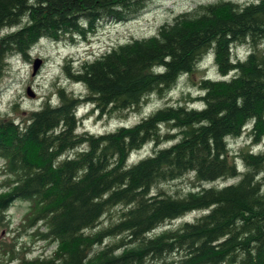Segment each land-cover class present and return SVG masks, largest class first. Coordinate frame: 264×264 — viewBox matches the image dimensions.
<instances>
[{"label":"trees","instance_id":"16d2710c","mask_svg":"<svg viewBox=\"0 0 264 264\" xmlns=\"http://www.w3.org/2000/svg\"><path fill=\"white\" fill-rule=\"evenodd\" d=\"M152 1L0 0V31L9 29L0 36V76L7 58L29 60L40 40L85 39L101 22L135 19ZM239 45L246 56L232 59ZM208 53L220 79L198 82L201 108L164 105L131 127L77 133L79 104L109 117L138 112L191 77ZM71 64L65 59L63 72L84 86L83 98L59 87L55 105L47 99L24 121L0 116V227L14 201L28 203L22 232L0 241V264H264V152L251 149L264 141V0L200 4L150 38ZM243 134L249 144L232 154L228 140ZM149 144L151 153L129 164ZM189 175L195 190L153 192ZM193 212L202 214L166 228ZM22 237L54 249L30 257Z\"/></svg>","mask_w":264,"mask_h":264},{"label":"rangeland","instance_id":"374dc122","mask_svg":"<svg viewBox=\"0 0 264 264\" xmlns=\"http://www.w3.org/2000/svg\"><path fill=\"white\" fill-rule=\"evenodd\" d=\"M220 0H165L149 2L146 9L135 19L114 24L109 21L97 25L94 34L85 39H73L53 43L40 40L30 51V58L24 61L17 57L6 59V68L0 76V116L9 117L17 122L24 121L28 113L38 110L42 104L49 99L53 105L57 103L56 91L59 87L75 98H83L86 90L81 84H73L69 81L62 69L64 60H73L72 69L78 67L79 61L93 60L105 53L112 47L124 44L133 39H146L156 34L158 28L164 23H169L178 14L187 12L198 5L215 3ZM238 3L240 5L253 2L254 0H224ZM9 32V29L1 30L0 36ZM248 51L247 45L234 46L232 48V59L245 58ZM41 60V66L35 76H32V66L35 60ZM232 74L225 80H229ZM202 78L219 80L212 54L208 53L197 65L194 74L182 76L176 84L164 96H150L138 112H124L114 116L99 115L88 103H81L75 109V116L79 121L77 133L88 132L95 136L113 132L120 126H133L143 117L150 115L153 111L164 107V105L188 104L190 107L201 108V103L196 101L199 96L198 82ZM35 96L30 98L27 89ZM246 132V131H245ZM249 144L246 134L240 138L228 140V147L232 154ZM151 146L147 145L139 152H134L129 158V164H134L151 153ZM168 146V144H166ZM254 153L264 152V141L251 147ZM72 154V153H71ZM4 161L0 160V182L3 179L1 171ZM235 163L242 168L239 160ZM237 179L219 180L212 184H203L201 188L221 187L233 184ZM193 189L192 175L184 176L178 180L164 182L155 187L153 192L162 190L173 196H181ZM195 190V189H193ZM28 210V203L17 200L8 208L4 223L7 226L0 227V241L9 243L16 235L22 232L20 224L24 214ZM202 212H193L185 217L167 223L166 228H176L183 222H192ZM106 215L102 219V225H106L110 219ZM163 228V227H162ZM31 232V231H30ZM20 243H26L31 254L30 257L48 256L54 249L44 241L31 242L30 238L18 239Z\"/></svg>","mask_w":264,"mask_h":264},{"label":"water","instance_id":"95a60500","mask_svg":"<svg viewBox=\"0 0 264 264\" xmlns=\"http://www.w3.org/2000/svg\"><path fill=\"white\" fill-rule=\"evenodd\" d=\"M40 66H41V60L37 59V60H35L33 62V66H32V76H35V74L39 70ZM27 95L30 98H33L35 96V94H33L29 88L27 89Z\"/></svg>","mask_w":264,"mask_h":264},{"label":"flooded vegetation","instance_id":"af4514ba","mask_svg":"<svg viewBox=\"0 0 264 264\" xmlns=\"http://www.w3.org/2000/svg\"><path fill=\"white\" fill-rule=\"evenodd\" d=\"M4 264H17V261H13L12 263L11 262H4Z\"/></svg>","mask_w":264,"mask_h":264},{"label":"bare ground","instance_id":"6f19581e","mask_svg":"<svg viewBox=\"0 0 264 264\" xmlns=\"http://www.w3.org/2000/svg\"><path fill=\"white\" fill-rule=\"evenodd\" d=\"M239 47V46H238Z\"/></svg>","mask_w":264,"mask_h":264}]
</instances>
